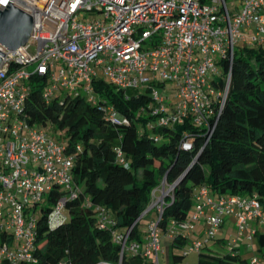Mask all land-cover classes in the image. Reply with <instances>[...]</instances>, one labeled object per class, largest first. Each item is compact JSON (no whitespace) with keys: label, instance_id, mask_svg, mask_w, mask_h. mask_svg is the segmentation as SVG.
Returning <instances> with one entry per match:
<instances>
[{"label":"built area","instance_id":"obj_1","mask_svg":"<svg viewBox=\"0 0 264 264\" xmlns=\"http://www.w3.org/2000/svg\"><path fill=\"white\" fill-rule=\"evenodd\" d=\"M8 1L0 0V9L10 6ZM11 5L33 19L24 45L10 50L0 44V237H5L0 258L20 264L33 260L36 212L48 192H61L47 215L50 228L68 220V200L80 198L91 206L73 181L74 157L66 139L51 126L30 121L24 111L30 79L45 78L47 101L71 96L94 104L99 80L126 92L145 87L157 126L204 127L205 145L226 101L235 47L246 41V47L264 49V0H241L237 13L229 12L225 0H13ZM220 77L223 88L217 86ZM102 106L111 122L128 124L112 105ZM192 141L184 133L181 148L190 150ZM174 183L163 179L129 226L116 227L108 208L93 206L97 225L108 229L117 245L114 260L95 264H168L165 242L178 237L185 241L184 256L198 252L215 239L226 217L238 231L233 244L264 234V206L254 195L214 196L205 186L194 190L185 220L162 227ZM196 224L201 231L190 239ZM250 262L259 260L253 256Z\"/></svg>","mask_w":264,"mask_h":264},{"label":"trees","instance_id":"obj_2","mask_svg":"<svg viewBox=\"0 0 264 264\" xmlns=\"http://www.w3.org/2000/svg\"><path fill=\"white\" fill-rule=\"evenodd\" d=\"M227 67L226 63L223 74ZM221 78L215 80L219 88ZM28 84L25 113L30 121L51 126L66 139V151L74 157L73 181L91 206H84L80 198L68 200V220L50 228L47 215L61 192H48L36 212L33 260L20 264L114 260L117 245L109 230L97 225L93 206L108 208L116 227L129 226L163 179L172 184L182 174L173 196L165 199L164 228L169 220L187 218L194 190L200 186L214 196L254 195L264 206V49L244 46L235 51L226 101L205 145L204 127L189 122L157 126L158 120L149 113L152 101L147 90L128 94L99 80L94 87L100 96L91 104L71 96L47 101L42 96L44 77H32ZM103 104L112 105L128 124L111 122ZM184 133L193 138L190 150L181 148ZM136 232L134 228L132 233ZM254 236L255 256L264 264V234L258 231ZM184 244L178 237L164 243L168 264H252L236 248L218 252L206 244L198 251L197 262L185 263ZM0 264L10 263L0 258Z\"/></svg>","mask_w":264,"mask_h":264},{"label":"rangeland","instance_id":"obj_3","mask_svg":"<svg viewBox=\"0 0 264 264\" xmlns=\"http://www.w3.org/2000/svg\"><path fill=\"white\" fill-rule=\"evenodd\" d=\"M226 1V6L229 10L230 13H237L238 8L240 6L241 0H225ZM238 46L235 47V50L239 47H244L247 46L246 41H240ZM252 47V46H248ZM30 68H33L32 66ZM145 87L139 86L137 88H129L127 89L128 94H138L143 91H145ZM162 88L158 89V92H162ZM42 203L41 205H43ZM198 224V223H197ZM196 224V225H197ZM144 230V229H142ZM201 231V226L197 225L195 229L191 230L189 233V238L194 239L196 238ZM238 236V231L235 227V222L233 218L231 217H226L224 225L218 229L216 235H215V240H209L206 245L213 251H218V252H224L228 249V247H236L240 249L241 254L248 258L251 259L253 256L256 255V248H257V243H256V237L253 236L251 240H247L245 237L239 238L236 244H233V240H235ZM207 248H204V251H206ZM199 258V253L197 251H192L186 256L183 257V262L185 263H195L197 262Z\"/></svg>","mask_w":264,"mask_h":264},{"label":"water","instance_id":"obj_4","mask_svg":"<svg viewBox=\"0 0 264 264\" xmlns=\"http://www.w3.org/2000/svg\"><path fill=\"white\" fill-rule=\"evenodd\" d=\"M12 2L13 0H9L10 6L6 5L7 8L0 9V44L7 49L15 50L27 42L32 30L33 19L28 13L11 5ZM0 54L4 56L1 51ZM182 177L183 174L173 184V187Z\"/></svg>","mask_w":264,"mask_h":264},{"label":"crops","instance_id":"obj_5","mask_svg":"<svg viewBox=\"0 0 264 264\" xmlns=\"http://www.w3.org/2000/svg\"><path fill=\"white\" fill-rule=\"evenodd\" d=\"M236 248V247H235ZM239 252H240V249L236 248Z\"/></svg>","mask_w":264,"mask_h":264}]
</instances>
